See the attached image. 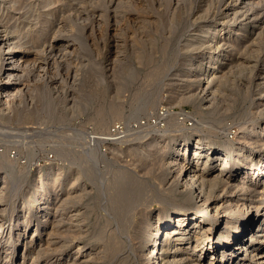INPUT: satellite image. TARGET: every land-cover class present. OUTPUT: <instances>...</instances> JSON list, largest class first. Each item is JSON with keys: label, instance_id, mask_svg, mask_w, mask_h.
Listing matches in <instances>:
<instances>
[{"label": "bare ground", "instance_id": "6f19581e", "mask_svg": "<svg viewBox=\"0 0 264 264\" xmlns=\"http://www.w3.org/2000/svg\"><path fill=\"white\" fill-rule=\"evenodd\" d=\"M82 1L80 2L84 3ZM230 1L233 3V5H235L237 2L238 4H241V6L238 5L236 7L235 6L232 8L230 7L231 8L230 9L231 18L229 20L232 22L231 24H227L223 19L220 20L219 22H206L204 24L199 25L198 29L195 30L190 35L191 39L194 40L192 41V43L190 42L192 51H195L198 48L197 44L199 41L196 40L195 37L199 35V33H201L202 35L201 36V46H203V49L205 50V54L208 53L209 55L208 57L204 58V61L208 62L209 66H204L205 70H203L202 75H200L201 76L200 92L202 93V96L207 102V104H209V101H210L209 98L214 97V95H216L217 92L219 94H222V90L227 84H233L235 80H238L242 77L245 78L247 82L249 81L250 78H252L253 74L256 73L257 74L255 75L256 77L253 76L255 77L254 82H257V85L260 88L257 91L255 90L256 91L255 95L257 96L262 95V96L260 98L253 99V101L250 100L252 104H254L253 102L257 100L256 101L257 103L251 109L253 108L255 109V107L262 106V110L257 113L255 112L251 114V117L254 116V120H255L256 117H259V116H261L262 118L264 117V64L263 66H261L259 71L258 70L257 72L255 71L257 68L256 60L261 51V47L259 43L256 41L257 38L255 39L257 43H252V46H251L254 49L252 48L250 51L248 49L249 54L247 53L244 54L242 52L243 50L239 53L240 55L244 54V55H248L249 57H251L253 60L251 64L247 63L246 60H243L240 62L239 57H237L234 60L230 59L231 64L232 63L234 64V70L232 72L227 71L226 68H230V67L226 66L224 69L227 72L225 71L223 72L222 67L224 66H219V63H223L227 61L226 59L227 58L229 59L231 54H234L235 51H237L236 47L239 48L238 42L245 39V37L247 36L249 32V27L251 26L252 22L258 21L256 20L257 19L256 16H253V14L250 17L248 16V13L251 7L255 3L256 4L258 3H257V0H255V2H253L252 0H230ZM81 3L80 5H83ZM22 6L23 4L20 7L22 8ZM48 6L46 4V7ZM20 7L18 8L17 6L18 9L16 10L17 11L20 10ZM44 8H45V5H44ZM5 9L7 10L8 8L6 7ZM23 9H25V7ZM27 9L25 10L26 11L25 14L27 13ZM31 9H32V6H31ZM133 10H135V8ZM28 12H29V9H28ZM124 12H126V9L124 10ZM201 12L202 10L200 11V13ZM152 13H155V12H152ZM99 14L101 13L99 12ZM161 14H164V12L163 13L161 12ZM201 14H202L203 20L206 19L207 11L203 10V13ZM63 15L65 16V14ZM23 16L21 15V17ZM157 16H161V15H157ZM10 19H13V18H9V20ZM178 19L180 18H177V20ZM61 21H63V19ZM164 21L165 19H163V22ZM168 22H164V23L167 24ZM15 25L17 24L15 23ZM74 26H77V25H74ZM13 28L14 27L9 29L10 31H8L3 36H0V87L7 88L8 85L12 83L11 78H13V76L17 78L16 80L14 79V82L12 84V87H11L12 91H9L8 93L3 92L0 94V99L2 103L0 104V114L5 113V109H7V110L12 111V115L8 116V118L9 117L10 119L14 118L16 121H19V120L21 121V120H24L26 117H31V116H39L44 119L60 117V120H61V118L63 117L62 115L63 105L62 104L65 102V99H64L65 97L63 98L64 95L61 94V92L65 93V88L64 86H61V84L59 85L58 90H60V94L62 96L61 97L56 96L58 97V99L52 98L53 97L51 96L52 92L50 94L48 89L42 90L41 92H35V91L30 90V92L28 93L29 97L30 99L35 98L39 102L38 103L39 106L37 105L38 108L29 109L30 107L28 108L26 106L27 108L25 110H21V111L17 110L15 112L11 110L12 100L15 99L26 88L25 87L26 85L22 87L21 84L19 83L20 85H18L17 82L18 80H20V82L24 81L26 83L28 81L29 71H30V68L27 65V62L25 60H22L23 57H25V55L24 56L22 55L27 53L25 52L26 45L25 43L21 42L22 39L18 38L20 33L19 35L17 34L16 36V33L18 32H15ZM71 29L73 28H70V31H72ZM54 31H55V27H54ZM57 31H55L54 33H56ZM78 31H81V30L78 29ZM257 31H259V29ZM34 32H36V30ZM71 34L73 35V32L70 33V35ZM80 34L79 35L76 34L77 37L80 36ZM82 35H83V32H82ZM226 35H228V37H226ZM25 37L23 36V38ZM67 37L65 35V38ZM51 38H53V33H52ZM69 38H70L69 39L70 41L72 38L74 39L73 36ZM79 38L82 39L81 36ZM252 40L254 42V39ZM56 42H59V41H56ZM81 42L83 41L81 40ZM46 43H48V41ZM77 43L81 44L79 40L77 41ZM40 44L42 45L43 43H40ZM225 44L228 45L227 46L228 50L226 51V53L225 52L223 53V51H221L220 49ZM44 46H45V43H44ZM85 46L87 45L85 44ZM30 47H33L35 49L34 46H30ZM51 47L52 46H50V48ZM82 47H84V45ZM58 49L59 48L56 47L57 51L61 50V49L59 50ZM241 49H244V48L242 47ZM44 50L46 49L44 48L42 51ZM38 51H36L35 53H37ZM48 52L52 53L53 50L50 49L48 50ZM70 52L72 51L69 50L68 53ZM86 54H87V51L85 52V56ZM48 56L49 54H47V57ZM53 57L55 58L54 54L52 56V59ZM42 59L40 60V62L42 61ZM6 60H9V61L7 62ZM31 62H30V65H31ZM50 62H52V60ZM92 62H95L93 63V66L94 64L95 65L97 64L96 60ZM86 63L87 62H85V64ZM85 64L83 63L82 65L85 66ZM89 64H90V61H89ZM59 65H60V62H59ZM80 66L78 65V66L73 67L74 68L73 79L75 81V85H74L75 86L74 88L75 96H74V100L72 103L73 105L72 113H75V115H78V116L82 113H85L88 110V97H89L88 93H86L87 91L85 90L84 92L83 90L85 88L84 86L88 82L87 79L89 78L86 77V79H84L85 77L84 78H82L83 76L80 77V74L82 73V72H79L81 71ZM49 67H53L55 69L56 67H59V66H49ZM45 68H47V66L42 68L44 72L46 71ZM195 68L196 66H193L191 63L188 64V67H187L188 75H190L195 70ZM228 72L230 73L228 74ZM158 73L159 71L156 72V75H158ZM39 74L38 76L41 77ZM45 75H48V74H45ZM55 77L49 76L48 79L51 78L55 80ZM79 79H80V82H79ZM30 86L31 85L29 84L27 88H29ZM39 87H41V85ZM54 87H56L55 84H54ZM117 98L119 99V97ZM16 107L17 106H15V108ZM143 107L141 106L140 102H138V105L134 109V112H138ZM118 113L119 112L117 110L110 112V114L113 116L114 115L117 116ZM171 113L168 117L164 119V122H165L164 127H161L158 123L156 126L154 125L155 126L154 128H152L153 132H155L154 130H156L154 141H153L156 144V148L152 149L153 153H150V152L147 153L146 155L147 157L145 156L144 158L141 154H145L144 152L148 151L147 148L143 147L140 149L141 151H138L135 149H131L130 151L132 154H135V155L138 154L137 156L138 160H141V159L143 160L142 170H144V172L147 170H149L150 172L152 170L153 171L156 170L158 175H162L164 173L170 177L164 183L165 185L168 184L169 186L168 185L167 187L163 186L164 188H162L160 185L157 186V185L152 184L153 182L149 184V181H147L146 179L139 178L138 173L131 174V172H128L127 170L114 171L115 173L111 174L112 180H110L111 182L109 181L108 183L106 179V173H109V171L103 170V172H100L99 171L100 169H98V165L99 163L101 162L103 163L107 159L106 153L108 151H112L113 149L115 150V148L113 146L110 147V145H114L116 143L117 138L115 137H117L118 135L113 137V136H108V133H107V136L105 137L104 136H101V137L94 136L93 137L90 135H86V133L84 135L82 133L84 131L82 130H73L72 135L70 134L71 136L70 139L68 138L69 142L66 145H60V146H56V148L55 147L53 148V151L55 152L56 155L59 156L60 160L69 161V163L71 164L70 168H72L71 171L63 175L62 170L64 168L60 167L59 165H57V163H55V161L52 160L49 163L48 168L46 170H41L38 168V171L34 176L33 183H31L30 186L26 190H24V185H25L26 178L28 175V171L26 167L23 168L20 165H17V162H15V160L9 159L7 157V154L2 152L0 154V175H1L0 176V247H1V250L4 252L0 256V258L2 259V256H4V259L6 262L5 264H9L10 256L12 257L11 264H14V262L16 261V256H18V254L21 255V256L19 255L21 259L22 257H25V254L20 253L21 251L20 245L25 244L24 243L25 240H27L25 242H28L29 245L34 244V242L35 241L37 242L38 240L42 242L45 241L46 243L44 245H46L47 247L53 246L51 250H53L54 248V250L57 252L55 259H54L55 264H102V260L103 261L106 260L109 262L115 261L114 260L115 255L120 251L119 249H121V247H124V243L122 241H120L122 242V244H119L118 242H113V243L111 242L112 244H110V246L108 245L109 246L108 254L102 255V256H100V253H98L99 251L93 250L94 247H100V246H97L96 244L94 245L82 244L81 242H79L82 236L83 237L86 236V231H87V230L82 231V227H83V224L85 223L84 222L85 219H84V215L82 214L80 208H77L74 210L69 209L68 211L69 215L66 216V219L64 218L65 220L69 222L68 223L69 226L65 227L66 229L63 231L62 234L60 233V230L58 229V227H54L52 225V222L49 224L51 226L50 229H48L49 221L47 222V220H45V218H47L46 216H48L49 214L48 212L49 206L46 202L47 197L50 194H58L60 191L64 192V194L61 196L62 198L60 199L61 201H57L59 202L57 213L62 214L66 209L65 206L68 205V203L70 204V201H73V200L80 201L81 194H83L86 190L85 184L84 182H82L84 180L90 181L95 186L96 199H98L99 202L105 200V202L101 203L100 206L103 209H105L108 214H110V217H111L110 219L116 223L114 224H115V227L117 226L116 230L118 231L120 236H123V238L125 237L126 239L128 238L132 242L136 240V242L139 244L138 248L135 249L136 257L139 260L133 263H127L125 261H121L119 264H264V204H262V202L264 201H260L261 203L259 202V200L264 196V179H263L264 177V123L259 124V122L257 123L254 122V123H250L245 128L238 129V131L233 136L234 138H232V141H230L228 139H225L226 136L230 134L229 128L225 127L222 130H216L211 126H204L202 124L204 121L199 120V118L205 119L206 115L203 117L200 116L196 122L195 120L196 117L193 118L191 115L188 116V114H183V116H185L188 122L189 121L193 122L192 125H194V127L191 125L192 127L190 128V127H186V125H184L183 122L181 121V120H184L183 117H182L183 119H179L180 117L178 115L172 116ZM106 115L107 113L104 114L103 112L100 113L99 111L98 113L91 115V117L89 116L88 117L93 122H95L98 126H104V122L107 119ZM248 115L250 114L248 113ZM110 119L112 118L110 117ZM221 120L222 119H217L218 122H220ZM177 128L184 130L185 132H183L180 135V138H178L179 140L177 141L173 139L172 137L174 141L173 142L174 147L172 146L173 149L167 150V146L170 140L167 138L165 134L171 131L170 129L175 131L174 129H177ZM105 130H106V127H105ZM130 132L132 134V130ZM158 132H162V134ZM190 132H195L197 134L202 133V136H198V135L195 136L196 137L195 144H193L192 146H186L184 143L186 141V137L187 136L189 137L192 134ZM5 136L6 135H2V133L0 134V138L1 137L3 138ZM26 136L28 137V135H25V136L23 135L22 136L23 138L21 141L18 140L19 136L18 138H16L17 136L13 137L10 135L9 137L6 136L5 138L9 144H12V145L17 144L16 146L20 148L23 147L24 149L26 146H23L22 144L25 143L23 139L24 138L26 139L27 138ZM7 137L10 138V140ZM15 138L17 140H15ZM74 141L76 143H74ZM27 142H28V139H27ZM100 142H102L103 146L106 147V150H104L105 152H102L100 150V146H99ZM80 143H81V146L85 145L86 147L81 150H76V147H79L78 144ZM69 144L73 145V150L69 149V146H70ZM55 145L56 144H54V146ZM23 152H26V150L24 149ZM27 152L25 153L26 156L24 155V157L27 160V164L31 165L34 159L33 157L35 155L33 151L30 152V156L27 154ZM118 157H119L118 158L119 160L121 156H118ZM212 167L216 169L214 171V175H212L213 174L212 172L213 170H211ZM240 167H244L242 169L243 171L239 170ZM110 172H112V170H110ZM259 176L262 177L261 180H263V182L261 181L262 183L261 182L260 183L261 185H263V187H257L255 185L257 184L256 181L260 179L258 178ZM125 177L127 178L129 177V179L124 182L123 179ZM63 179H66V180H63ZM258 188L261 189V192H258L259 191ZM152 189L154 190V194H153L154 197L156 198L157 202L161 205L158 206V208L155 209L153 212H151L153 214V217H146V214H150V211L146 212V209L144 207L136 211L135 215L138 214V216L139 215L143 216L145 214V217L140 218L139 224L141 225L139 229H136L137 230L136 235L132 234L130 233V230L134 229L136 225L135 227H133L132 221L130 219V215L132 214V211H134L135 209L134 207H137L139 205L144 206L145 197L149 196L147 195V193L148 191ZM259 193H260V196H259L260 198H258ZM19 197H21L22 199L24 198V200L21 202V205H20L22 209H18V211H16L14 210L15 205L13 204L10 205L8 201L10 198H13V200H17V198ZM150 199H151V196L149 200ZM8 206H10L11 209L10 208L7 209ZM37 207H40V210L38 212L36 211V213H38L36 214V216L39 219L38 220L35 219L36 225H33L34 228H29L30 221L32 219L30 215L33 211L36 210ZM6 213H7V216H9V221L5 220L6 216L4 214ZM239 217H241L242 219L239 220ZM91 218H93V216ZM27 234L28 236H26ZM93 237H94V240L100 241L103 238L102 232L99 231ZM74 242H76V244H73ZM22 248H23V245H22Z\"/></svg>", "mask_w": 264, "mask_h": 264}, {"label": "rangeland", "instance_id": "374dc122", "mask_svg": "<svg viewBox=\"0 0 264 264\" xmlns=\"http://www.w3.org/2000/svg\"><path fill=\"white\" fill-rule=\"evenodd\" d=\"M7 1L8 0H0V19L2 20V22L0 20V27H1L0 36H3L8 31H10L9 29H11L12 27H14L13 30L15 32H18L16 33V36L17 34L19 35L20 33L18 38L22 39L21 40L22 43H25L26 45L25 52H27L26 54L22 55V56L25 55V57H23L22 60H25L27 62V65L30 68L29 78H28V81L26 82L28 84L24 83V86L26 85L25 86L26 87L25 91L27 92L26 96L20 101L15 100L12 106L13 108L11 109H13V112H15L17 110L18 111L25 110L27 107L28 108L30 107L29 109L38 108L39 102L35 98L30 99L29 97L28 93L30 92V90L35 91V92H41L42 90L48 89L50 94L52 92L51 94V96H53L52 98L58 99L60 93L58 92V90H56V87H54V84L55 85L57 84V86L59 84L64 86L67 92V96H68L65 99V102L62 104L63 107L61 106L62 112H63L62 114L63 117L61 118V120H60V117L44 119L39 116H31V117H26L24 120L16 121L14 118L13 119H10V117L8 118V116L12 115V112L10 115L8 114L4 115L3 113L0 114V134L2 133V135H6L8 137L11 134L17 135L16 138H18L19 136L18 138L19 141L22 140L23 135L24 136L28 135V137L26 136L27 137L26 139L24 138L25 140L23 139L25 143H23L22 145L26 146L24 149L26 150V152L28 151L27 154L29 156H30L31 151H33L35 155L33 157L34 158L32 162L33 165L32 164L29 165L27 164V160L24 157L26 152H23L24 150L23 147L20 148L16 146L17 144H14L15 146L12 144H9L5 138L6 136L3 138L2 137L0 138V153L2 152L6 153L9 159L15 160V162H17V165H20L23 168L26 167L28 171V175H27L26 182L24 185V190H26L30 186V184L33 183V179H34L35 174L38 171V168L41 170H46L48 168L49 163L52 160L55 161L57 165L64 168L62 170L63 175L71 171L72 168H70L71 164L69 163V161L60 160L59 156L56 155L55 152L53 151V148L54 147L56 148V146H60V145H66L69 142L68 138L70 139L71 137L70 134L72 135L73 130H82L84 132L82 131L81 132L84 135L86 133V135H90L93 137L94 136H99V137L104 136L105 137L107 136V133H108V136H113V137L118 135L117 137H115L117 138L116 143L114 145H110V147L113 146L115 150L113 149L112 151H108L106 153L107 159L103 163L101 162L98 165V169H100L99 170L100 172H103V170L109 171V173H106V179L108 183L110 180H112L111 174L115 173L114 171L127 170L128 172H131V174L138 173L139 178L146 179L147 181H149V184L153 182L152 184L157 185V186L160 185L162 188H164V187H167L168 185V184L167 185L164 184L165 181L169 179L170 177L164 173L162 175H158L156 170L155 171L152 170L151 172L147 170L144 172V170H142L143 160L142 159L138 160L137 158L138 154L137 155L132 154L130 151L131 149L141 151L140 149L145 147L148 149V151L144 152L145 154H141L144 158L147 155V153L149 152L153 153L152 149L156 148V144L153 142L156 130H154L155 132H153L152 128H154L158 123L161 127H164V124H165L164 119L168 117L171 112H172L171 113L172 116L178 115L180 117L179 119L184 118V120H181V121L183 122L184 125H186V127H190V128L192 126L194 127V125H192L193 122L192 121L188 122V120L185 118V116H183V114H188V116L191 115L193 118L196 117L195 119L196 122L200 116L203 117L206 115L205 119L199 118V120L204 121L203 123L201 121V123L204 126H211L216 130H222L225 127L229 128L231 134L227 135L225 139H228L230 141H232V138H234L233 136L238 131V129L245 128L247 125H249L250 123H254V122L255 123L259 122V124L264 123V117L262 118L261 116L259 117L255 116L256 117L255 120H254V116L251 117V114L255 112L257 113L262 110V106L255 107V109L254 108L251 109L253 106H255V104L257 103L256 102L257 100L253 102L254 104H252L251 101H253V99H257L262 96V95H258V96L255 95V92L260 88L257 85V82H254L255 77H256L255 75H257L256 73L253 74V76L255 77L252 76V78H250L249 81L247 82L245 78L242 77L238 79L239 81L235 80L236 82L234 81L233 84H227L223 88L222 94H219L217 92L218 94L216 93L214 97L209 98L210 100L209 104H207V102L202 96V93L200 92L201 90V76L200 75H202L203 70H205L204 66H209L208 62L204 61V58L208 57L209 55L208 53L205 54V50L203 49V46H201V36H202L201 33H199V35L195 37V39L199 41L197 44L198 48L195 51H192L190 42L192 43V41L194 40L191 39L190 35L195 30L198 29L199 25L204 24L206 22H219L220 20L223 19L227 24H231L232 22L229 20L231 18L230 9L234 6L235 7L238 5L241 6V4H238V2L235 5H233V3L230 0L228 1L227 0H166V1L165 0H123V1L122 0H115V1L114 0H108V1L107 0H97V1L96 0H83V1L80 0L84 3H81L79 0L78 2L77 0H73V1L72 0H39V2L38 0H26V1L25 0L24 1L23 0H13V2L16 4H14L12 0L11 1L9 0L8 2ZM164 1L167 3V5ZM252 1L255 2V0H252ZM80 3L83 5H80ZM257 3L258 4L255 3L256 5L254 4L251 7V9L249 10L248 16L250 17L253 14V16H256L257 18L256 20L258 21L252 22L251 26L249 27V32L247 36L245 37V39L238 42L239 48L236 47L237 51H235L234 54H231L229 59L228 58L226 59L227 61L223 63H219V66H224L222 67L223 72L224 71L232 72L234 70V64L233 63L231 64L230 59L234 60L237 57H239L240 62L243 60H246L247 63L251 64V62L253 61L252 58L244 54L245 53L249 54V51L253 48L251 47L252 43H257V42L259 43L261 47V51L256 60L257 68L255 71L256 72L257 70L259 71L261 66H263L264 64V53H263L264 52V36H263L264 35V25H263L264 24L263 22L264 21V0H257ZM22 4L23 6L21 8L20 6ZM46 4L47 6L49 4V6L46 7ZM44 5H45V8H44ZM17 6L18 8L20 7V10L18 11L16 10L18 9ZM31 6L33 10L31 9ZM96 6L99 8H97ZM6 7L8 8L7 10L5 9ZM24 7L25 9H23ZM27 8L29 9V12ZM56 8L58 9V11ZM134 8L135 10H133ZM26 9H27V13L25 14ZM123 9L124 10L126 9V12H124ZM201 10H202L201 13H203V10L207 11V17L204 20L202 18V14L200 13ZM99 12L101 14H99ZM152 12H155V13H152ZM161 12L162 13L164 12V14H161ZM20 14L24 16L21 17ZM63 14H65L66 17ZM157 15H161V16H157ZM176 17L180 19L177 20ZM9 18H13V19L9 20ZM61 18L63 19V21H61L62 20ZM162 18L165 19L164 22H168V20L169 22L167 24L164 23ZM6 21L7 22L9 21V22L7 23ZM15 23L17 25H15ZM69 25H71L72 27ZM74 25H77V26H74ZM54 27H55V31L59 29L58 30L59 32L58 31L56 32L57 35L56 33H54L55 32ZM70 28H73L71 29L72 31H70ZM21 29H23L24 31ZM78 29L81 31H78ZM258 29L259 31H257ZM35 30L36 32H34ZM72 32H73V35L72 34L70 35V33ZM82 32H83V35H82ZM27 33L28 34L30 33L29 36ZM52 33H53V38H51ZM24 34L26 35V37ZM54 34L56 37L54 36ZM64 34L66 35V37L69 34L67 37L68 39L65 38ZM76 34L78 35L80 34L82 39L79 38L80 36L77 37ZM23 36L26 39L23 38ZM71 36H73L74 39L72 38L70 41L69 37ZM226 37H228V35H226ZM75 38L78 39L81 44L77 43L78 40H76ZM248 38H250L251 40ZM252 39H254V42ZM255 39L257 42L255 41ZM81 40L83 42H81ZM47 41L48 43H46ZM56 41H59V42H56ZM40 43H43V44L41 45ZM44 43H45V46H44ZM82 43L84 47L86 48L82 47L83 46ZM85 44L87 46H85ZM30 46H34L35 49ZM50 46L52 47L50 48ZM227 46L228 45L226 44L223 45L220 50L223 51V53L224 52L226 53V51L228 50ZM56 47H58L61 50L58 49L59 51H57ZM240 47L241 48L243 47L244 49H241ZM44 48L47 51L46 50L42 51ZM50 49L53 50L54 53L53 52L49 53L48 50ZM69 50L72 52L68 53ZM36 51L38 52L35 53ZM86 51H87V54L85 56ZM241 51L244 54L241 53L242 55H240L239 53ZM36 54H38L39 56ZM47 54H49L48 57H47ZM53 54L55 56V58L53 57L54 60L52 59ZM82 54L85 57H83ZM56 58L60 61H58ZM41 59L42 61L40 62ZM51 60L52 62H50ZM91 60L92 61L96 60L97 64L96 65L94 64L93 66V63L95 62H92ZM31 61L33 62V64ZM89 61L91 65L89 64ZM30 62H31V65H30ZM59 62H60V65H59ZM85 62L87 63L85 64ZM81 63L82 64L84 63L85 66L82 65ZM190 63L193 66H196V68L190 75H188L187 67H188V64ZM78 65L81 68L80 69L81 71L79 72L83 73V75L82 73L80 74V77L83 76L82 78L85 77L84 79H86V77L89 78L87 79L88 82L84 86L85 88L83 87L84 92L86 90L87 91L86 93H88L89 95L88 110L86 111L87 113L86 112L82 113L79 116L75 115V113H72V110H73L72 103H73L74 96H75V89H74L75 81H73L74 80L73 79V70H74L73 67L78 66ZM163 65L165 68L163 67ZM46 66L47 68H45L46 71L44 72L42 68ZM49 66H59V67H56L54 69L53 67H49ZM226 66L230 67V68H226L227 71L224 69ZM157 71H159L158 75H156ZM230 72H228V74ZM38 74L41 77H39ZM45 74H48V75H45ZM49 76L51 77L56 76L55 79L60 80L61 78L63 79V81L60 83V81L58 80V82L56 83L55 82L56 80H53L51 78L48 79ZM64 79L68 81L65 80L64 82ZM79 82H80V79H79ZM29 84L31 86L27 88ZM40 85L41 87H39ZM117 97H119V99ZM138 102H140L141 106L142 107L144 106V107L140 109L138 112H134V109L138 105ZM15 106L17 107L15 108ZM115 110L119 112L118 115L117 116L111 115L110 112L115 111ZM99 111L100 113L101 112H103L104 114L107 113L106 115L107 119L104 122V126H98L95 122H93L89 118L91 117V115H94L98 113ZM248 113L250 115H248ZM110 117L113 120L110 119ZM217 119H222L220 121L221 123L218 122ZM105 127H106V130H105ZM131 130H132V134L130 132ZM170 130L171 131L165 134L167 138L170 140L167 146V150L173 149L174 147L173 139H175L176 141L179 140L178 138H180V135L183 132H185L184 130H181L178 128L174 129L175 131H173L172 129ZM158 133L162 134V132H158ZM190 133L192 134L189 137L188 136L186 137V141L184 143L186 146H192L193 144H195V138H196L195 136L197 135L202 136V133H198V134L195 132H190ZM16 138L15 140H17ZM8 139L10 140V138ZM27 139H28V142H27ZM74 143L76 142L74 141ZM54 144L56 145L54 146ZM78 146L79 147H76V150H81L86 147L85 145L81 146V143L78 144ZM99 146H100V150L102 152H105L104 150H106V147L103 146L102 142H100ZM10 147L15 150L12 151ZM69 149L73 150L72 144L69 146ZM10 152H14L16 153V155L14 154L10 156ZM118 156H121L119 160H118L119 158ZM132 160L134 161V163ZM243 168L244 167H240L239 170L243 171L242 170ZM109 169L112 170V172H110ZM211 170H213L212 175H214V171L216 169L212 167ZM258 178L260 179L256 181L257 184L255 185L257 187H263V185H261V183L263 182V180H261L262 177L259 176ZM128 179L129 177L128 178L125 177L123 181L125 182ZM63 180H66V179H63ZM82 182H84L86 190L83 194H81L80 201H75V200L70 201L69 200L70 204L68 203V205L65 206L66 209L62 214L57 213L58 205H59V202L57 201H61L60 199H62L61 196L64 194V192L60 191L58 194H50L47 197L46 202L49 206V211H48L49 214L48 216H46L47 218H45V220H47V222L49 221L48 229H50L51 226L49 224L52 222V225L54 227H58V229L60 230V233L62 234L63 231L66 229L65 227L69 226L68 225L69 222L65 220L66 216L69 215V212H68L69 209L74 210V209L80 208L82 214L84 215V219H85L84 220L85 223L83 224L82 231L84 230H87V231H86V236L85 237L82 236L79 242H81L82 244H92V245L96 244L97 246H100V247L93 248L94 251H99L98 253H100V256L108 254L109 246L113 242H118L119 244H122V242L124 243V247H121V249H119L120 251L115 255L114 262L102 260V264H109V263L119 264L121 261H125L127 263L137 262L139 259L136 257L135 249L138 248L139 244L136 242V240L132 242L128 238L126 239L125 237L123 238V236H120V234L116 230L117 226L115 227L116 223L110 219L111 218L110 214H108L106 210L100 206L101 203L105 202V200L99 202V200L96 199L95 186L90 181L84 180ZM258 189H259L258 192H261V189L260 188ZM153 194H154L153 189L148 191L147 195L149 196L145 197L144 206L139 205L137 207H134L135 209L134 211H132V214L130 215V219L132 221L133 227H135V225L136 227L134 229H131L130 233L136 235L137 233L136 229H139L141 225L139 224V220L140 218L145 217V214L143 216L142 215L138 216V214L135 215L136 211L144 207L146 209V212L150 211V214H146V217H153V214L151 212H153L155 209L158 208V206L161 205L157 202ZM150 196H151V199H150L151 201L149 200ZM259 196H260V193L258 194V198H260ZM19 198H17V200H13V198H10L8 201L10 205L12 204L15 205L14 210L16 211H18V209H22L20 205H21V202L24 200V198L23 199L21 197ZM260 201H264V196L259 200V202ZM262 204H264V202H262ZM9 208L11 209L10 206L7 207V209ZM39 210H40V207H37L36 210L31 213L30 216L32 219L30 221L29 228H34L33 225H36L35 219L36 220L39 219L36 216V214H38L36 213V211L38 212ZM52 212L53 213L55 212V213L53 214ZM4 215L6 216L5 220L9 221V216H7V213ZM92 216L93 218H91ZM241 219L242 218L239 217V220ZM99 231L102 232L103 238L100 241L94 240L93 236L96 235ZM26 236H28V234ZM25 241H24L25 244L20 245V248H21L20 253L25 254V257H22L21 259L20 258L21 255L18 254V256H16V261L14 262V264H30V263L31 264H55L54 259H55L57 252L54 250V248H53L54 251L51 250L53 246L47 247L46 245H44L46 243L45 241L42 242V241L37 240V242L35 241L34 244L32 245H29L28 242H25ZM73 244H76V242H74ZM22 245H23V248H22ZM3 252L4 251H2L0 247V256L2 255ZM10 257H9L10 259L9 264H11L12 262L11 260L12 257L11 258ZM5 263L6 262H5L4 256H2V259L0 258V264H5Z\"/></svg>", "mask_w": 264, "mask_h": 264}, {"label": "built area", "instance_id": "2783aa9c", "mask_svg": "<svg viewBox=\"0 0 264 264\" xmlns=\"http://www.w3.org/2000/svg\"><path fill=\"white\" fill-rule=\"evenodd\" d=\"M4 60H5V59H4ZM6 61L8 62L9 60H6ZM14 79L16 80L17 78H15V76H13V78H11V82H12V83L9 84L7 88H1V87H0V94L3 93V92H4V93H8L9 91H12V90H11V87H12V84H13V82H14ZM55 80H56L55 82H58V79H55ZM65 80H66V79H64V82H65ZM69 80H70V79H69ZM62 81H63V80L60 79V83H61ZM67 81H68V80H67ZM73 81H74V80H73ZM19 83H20L21 86L23 87L25 82H24V81H21V82H20V80H18L17 84L20 85ZM59 85H60V84H59ZM59 85H58V86H57V84L55 85V86H56V90H58ZM61 86H62V85H61ZM58 92L60 93V90H58ZM26 93H27V92H26L25 90H23V92H21V93L15 98V99H13V100H12V103H11L12 106H13V103L15 102V100L20 101L21 99H23V98L26 96ZM61 94L64 95V96H63V98L65 97L64 99H66V98L68 97V96H67L66 89H65V93H64V92H61ZM61 94L59 95V97L62 96ZM3 95H4V94H3ZM0 104H2V103H1V99H0ZM12 108H13V107H12ZM11 110H13V109H11ZM11 112H12V111L5 109V113H3V114H4V115H6V114L10 115ZM230 134H231V133H230ZM228 135H229V134H228ZM11 136H17V135H12V134H11ZM10 148H11V147H10ZM11 149H12V151L15 150V149H13V148H11ZM0 154H1V153H0ZM14 154L16 155V153H14V152H10V155H14ZM12 157H13V156H12Z\"/></svg>", "mask_w": 264, "mask_h": 264}]
</instances>
